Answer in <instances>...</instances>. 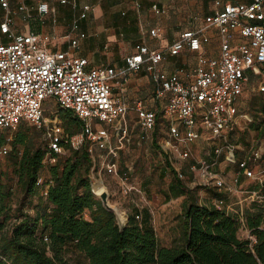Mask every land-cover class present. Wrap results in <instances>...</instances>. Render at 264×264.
Wrapping results in <instances>:
<instances>
[{
    "label": "built area",
    "instance_id": "1",
    "mask_svg": "<svg viewBox=\"0 0 264 264\" xmlns=\"http://www.w3.org/2000/svg\"><path fill=\"white\" fill-rule=\"evenodd\" d=\"M11 1L0 0V33L7 37L6 40L0 39V129L13 128L21 121L42 126L45 103L53 100L59 108L68 109L79 118L81 129L68 136L57 123L47 127L50 152L63 151V138L73 148L87 141L91 156L93 151H100L101 167L117 177L124 193L137 190L127 171L120 172L118 167L119 151L131 141L126 118L130 106L113 95L110 79L117 75L125 78L128 71H139L144 66L155 83L154 95L168 93L160 110L167 122L166 149L173 155L186 158L190 154L189 145L205 129L209 133L207 138L218 141L214 143L210 156L192 163L191 169L197 171L204 184L212 185L218 191L237 190L228 186L224 175L214 166L224 152L232 154L235 150L228 134L237 123L239 101L251 78L248 70L258 78L257 91L264 93V0L223 3L216 0L221 7L207 20L217 29L219 55L199 54L188 81L180 77L181 68L166 71L159 63L167 54H177L184 45L199 49L208 39L203 33L183 30L167 51L137 43L135 50L126 55L125 66L119 69L110 65L88 66L85 56L75 55L70 49L86 35L79 25L91 9L90 3L78 5L75 0H59L72 9L67 30L61 35L68 48L51 49V38L42 30L13 28L12 15L18 11L23 25H28L32 16L41 24H45L48 17L52 24H56L58 17L52 15L55 7L48 0H37L33 4L19 0L12 8ZM135 4L138 5V1ZM154 30L150 29V32L154 33ZM52 42L55 46L58 41ZM135 109L140 137L144 138L153 130L158 113L139 103ZM5 151L4 147L2 152ZM259 156L256 149L250 156L237 160L234 183L239 180L240 173L252 175L251 162ZM49 160L54 161L55 157L50 156ZM176 173L183 176L179 170ZM261 173L255 175L259 181L262 180ZM251 192L260 196L256 190ZM213 203L219 208L225 206L221 196Z\"/></svg>",
    "mask_w": 264,
    "mask_h": 264
},
{
    "label": "trees",
    "instance_id": "2",
    "mask_svg": "<svg viewBox=\"0 0 264 264\" xmlns=\"http://www.w3.org/2000/svg\"><path fill=\"white\" fill-rule=\"evenodd\" d=\"M28 22L36 30L44 25L33 16ZM60 115L68 136L80 131L81 122L70 110L60 108ZM6 141L1 133L3 153L8 151ZM61 144L68 154L50 152L49 144L33 146L21 132L12 141L8 157L12 177L24 197L37 201L34 213L22 204L13 207L9 168H0V264H71L69 249L78 253L77 264H264L261 209L239 215L225 206L189 198L181 211L183 242L162 244L149 214L139 219V212L128 213L120 226L115 214L102 205L91 188L93 160L87 141L78 148L64 138ZM50 156L55 160L50 161ZM251 190L264 198V178ZM241 225L252 239L238 235Z\"/></svg>",
    "mask_w": 264,
    "mask_h": 264
},
{
    "label": "rangeland",
    "instance_id": "3",
    "mask_svg": "<svg viewBox=\"0 0 264 264\" xmlns=\"http://www.w3.org/2000/svg\"><path fill=\"white\" fill-rule=\"evenodd\" d=\"M11 3L12 8H15L16 1L13 0ZM12 18L14 21L13 28L25 29L21 14L18 11L13 13ZM56 24L64 23L59 19ZM63 33L64 31L51 35L48 32V36L51 40L61 41ZM248 74L252 79L249 78L242 92L238 105L237 124L233 131L228 134V138L235 144V150L228 155L229 159L234 161L231 162L234 170L237 169V160L250 156L252 151L258 149L260 156L251 162L252 175L245 176L246 181L242 185L238 182L234 185L233 182L235 181L232 177L226 178L228 186L232 185L237 190L222 189V191H217L214 186L204 184L197 171L191 169L192 163L209 156L212 140L207 138L209 133L205 129L202 130L201 136L189 145V156L182 158L173 155L166 149L167 122L159 112L154 129L144 138L140 137L136 113L130 112L127 113L126 118L129 123L131 141L119 151L118 167L120 172L127 171L129 180L136 186L137 190L124 193L117 177L101 167L100 151L95 150L93 151V164L89 173L93 192V186L98 182L102 183L104 188L108 190L110 202L124 215V221L127 219V214L133 211L139 212V219L142 214L144 216L149 214L158 240L166 245L182 243L184 240L182 233L184 217L181 211L184 202L189 198L197 202L207 203L213 202L222 195L224 196L225 207L229 211L242 215L246 210L259 208L264 213V198H259L251 192V187L259 181L255 175H259L262 171L261 179L264 178V93L257 91V76L251 70H248ZM44 107L43 126L38 127L25 121L13 128L0 129V134L6 135L5 145L8 149L6 153L0 151V168H9L8 157L12 141L19 132L28 137L29 144L46 148L49 140L46 133L47 127L57 123L66 131V125L60 115V108L53 101H47ZM154 130H156L155 134ZM68 152L69 150L63 147L61 155H66ZM224 154L226 152L222 155ZM222 169L223 166L220 168L216 166V170L221 173H223ZM177 170L182 172V177L177 176ZM9 172L14 190L12 206L22 204L24 210L34 213L37 197H24L15 177H12L10 168ZM43 173H47L46 168L43 169ZM169 182L170 186H167ZM176 187L181 189L183 193L181 194ZM7 222L8 227L10 219ZM238 235L252 239L248 228L243 225L239 227ZM67 258L71 264H77L80 257L76 251L69 249Z\"/></svg>",
    "mask_w": 264,
    "mask_h": 264
},
{
    "label": "crops",
    "instance_id": "4",
    "mask_svg": "<svg viewBox=\"0 0 264 264\" xmlns=\"http://www.w3.org/2000/svg\"><path fill=\"white\" fill-rule=\"evenodd\" d=\"M15 1L18 2L19 0ZM23 1L33 4L37 0ZM48 1L55 7V12L52 15L57 16L58 20L60 19L64 24H52L50 17H48L40 30L46 31L45 34L47 35L48 32L51 35L57 34V32H65L72 15L70 5L60 3L59 0ZM75 1L78 5L84 2L91 4L87 16L80 20L79 25L86 35L79 39L76 47L70 49L75 55L85 56L88 59V66L110 65L116 69L124 67L126 55L135 50L137 43H145L150 48L167 51L170 44L186 29L203 33L208 39L201 43L199 49L193 50L184 45L177 54H167L159 63L161 69L172 71L181 68L180 77L184 81H188L192 78L191 70L195 66L199 54L209 57L219 55L217 29L207 20L209 15L221 7L220 4H216V0ZM136 1H138V5L135 4ZM224 1L240 0H220L221 3ZM154 4L156 7H153ZM27 27H31V25L28 23L25 25V28ZM153 28L155 29L154 33H151L150 29ZM51 37L53 38V36ZM0 39L6 40V34L0 33ZM239 39L236 38V40ZM52 41L49 42L51 49L68 48L66 41H58L55 46H53L54 42ZM110 82L113 95L130 106L128 113H136V103L160 113L163 104L167 101L168 93L161 96L154 95L155 83L144 66L139 71H128L125 78L117 75L110 79ZM217 141L212 140L209 156L212 153L214 143ZM231 162L234 161L229 159L228 154L221 155L214 169L216 166L219 168L223 166L221 171L224 177L233 178L238 169L234 170ZM245 181V175L240 173L237 182L242 185ZM167 186H170V182Z\"/></svg>",
    "mask_w": 264,
    "mask_h": 264
},
{
    "label": "water",
    "instance_id": "5",
    "mask_svg": "<svg viewBox=\"0 0 264 264\" xmlns=\"http://www.w3.org/2000/svg\"><path fill=\"white\" fill-rule=\"evenodd\" d=\"M94 193L100 199L102 205L115 214L118 224L120 226L123 225L126 220H123L124 216L120 213L119 209L110 202L108 190L106 188H102L98 192L95 191Z\"/></svg>",
    "mask_w": 264,
    "mask_h": 264
},
{
    "label": "bare ground",
    "instance_id": "6",
    "mask_svg": "<svg viewBox=\"0 0 264 264\" xmlns=\"http://www.w3.org/2000/svg\"><path fill=\"white\" fill-rule=\"evenodd\" d=\"M93 188H94V190L95 191H99V190H101L102 188H104V186H103V184L102 183H100V182H98V183H96L94 186H93ZM120 213L122 214V212L120 211ZM123 215V214H122ZM124 216V215H123Z\"/></svg>",
    "mask_w": 264,
    "mask_h": 264
}]
</instances>
